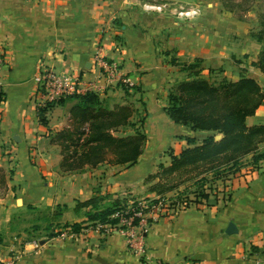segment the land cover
Masks as SVG:
<instances>
[{
	"label": "crops",
	"instance_id": "0c3cea01",
	"mask_svg": "<svg viewBox=\"0 0 264 264\" xmlns=\"http://www.w3.org/2000/svg\"><path fill=\"white\" fill-rule=\"evenodd\" d=\"M175 1L199 3L202 13L182 21L169 13L146 12L140 0H0V48L5 53L0 167L12 170L0 197V264L13 253H20L16 264H142L118 233L90 221L91 207L79 203L96 194L107 201L157 198L161 193L153 185L160 181L154 178L160 166H169L172 155L190 146L189 137L200 143L213 134L169 116L170 87L194 77L215 83L251 77L264 91V71L255 64L262 44L252 32L262 0ZM97 48L117 61L135 86L129 98L121 85L106 89L98 94L102 105L135 108L133 125L122 132L139 129L146 141L132 164L106 160L66 170L59 134L71 127L79 100L69 97L50 106L42 119L33 77L49 66L94 79ZM246 123L264 124V101ZM263 151L264 142L258 153ZM207 176V196L190 197L185 207L168 211L150 226L145 235L149 264H264V157L254 164L250 154L235 173ZM193 180L197 182L184 181L164 195ZM27 214L34 215L31 221L48 220L39 226L50 233L26 239L30 229L22 218ZM230 222L238 229L234 234L226 232ZM74 223L82 224L79 231L72 229Z\"/></svg>",
	"mask_w": 264,
	"mask_h": 264
},
{
	"label": "trees",
	"instance_id": "16d2710c",
	"mask_svg": "<svg viewBox=\"0 0 264 264\" xmlns=\"http://www.w3.org/2000/svg\"><path fill=\"white\" fill-rule=\"evenodd\" d=\"M255 37L260 43L264 42L263 31ZM255 64L264 71L263 48ZM122 87L128 90V87ZM71 98L79 100L72 109L71 127L59 134L63 143L62 164L66 170L82 169L86 164L96 166L106 160L114 164H132L138 159L146 141L145 132L139 129L133 134L122 132L124 127L133 125V107L115 105L108 109L102 105L97 93L73 95ZM263 101L264 91L251 77L219 83L194 77L180 82L169 96V116L194 130H210L213 134L207 135L200 143L189 137L190 146L179 155H172L169 166H160V171L154 176L160 181L153 185V189L164 195L190 179L208 181V173H212V179L227 176L239 170L243 158L250 154L254 164L257 163L264 157V151L258 153L260 144L264 142V124L248 126L246 119L255 114ZM52 105L38 109L42 119L44 111ZM215 133L222 134L221 138H216ZM11 174V169L7 172L0 167V197L8 189ZM205 195V191L199 193V197ZM106 198L96 194L79 204L91 207L88 212L90 221L117 224L119 219L114 214L125 209L128 200L118 197L107 201ZM136 204L137 201L133 203ZM81 227V223L72 224L74 231Z\"/></svg>",
	"mask_w": 264,
	"mask_h": 264
},
{
	"label": "built area",
	"instance_id": "2783aa9c",
	"mask_svg": "<svg viewBox=\"0 0 264 264\" xmlns=\"http://www.w3.org/2000/svg\"><path fill=\"white\" fill-rule=\"evenodd\" d=\"M140 5L146 12L169 13L182 21H192L202 13L199 3L175 0H140ZM92 58L99 66L98 74L94 79H88L74 72L57 71L49 66L40 67L33 77L35 83L34 99L37 109L49 104H57L60 100L73 95L101 94L114 85L133 87V82L123 74L119 63L105 58L101 48L96 49ZM4 64L5 53L0 48V69ZM0 95H2L1 82ZM189 200L182 199L177 195H160L155 199L137 200L136 205H133L135 201H130L125 209L114 214L119 219L117 224H99V227L105 231L113 230L118 233L124 239L128 251L136 256L142 264H149L145 235L150 226L168 211L185 207ZM33 243L39 247L38 240ZM19 259L20 253H13L1 264H16Z\"/></svg>",
	"mask_w": 264,
	"mask_h": 264
},
{
	"label": "rangeland",
	"instance_id": "374dc122",
	"mask_svg": "<svg viewBox=\"0 0 264 264\" xmlns=\"http://www.w3.org/2000/svg\"><path fill=\"white\" fill-rule=\"evenodd\" d=\"M247 4L244 3L243 5H241L239 7V11H242V8H245ZM261 6H262V11L258 14V23L255 27H253L254 29L252 30L253 34L256 36H258V34H260L261 31H263V39H264V0L261 1ZM262 44V47L264 49V42L261 43ZM133 87H131L132 89ZM175 86L174 87H170V89L168 90V97L170 96V93L174 90ZM130 88H128V90H122L124 92V96L125 97H128V96H133L135 93H133L132 91H134V88L132 91ZM129 98V97H128ZM126 98V99H128ZM133 104V102H131ZM131 104V105H132ZM125 105V104H124ZM134 106V104H133ZM135 107V106H134ZM135 109V108H134ZM206 180L203 182H199V180L197 182H195L194 180L193 181H189L188 183L185 184V186H183L181 189H178L176 191V193L174 195H177L178 197L182 198V199H190V197H196L199 198V193H202V191H204V189H206ZM172 194V195H173ZM20 202V201H19ZM24 218H22L23 222H22V225L24 227H27L29 228L30 230H26L25 232H27L26 234V239H29V238H34V237H40L42 235H45V233H50V232H46V231H49L48 230H45L43 229L41 226L39 225H46L48 223V220L46 219H41V222L38 223L37 221L33 220V217L34 215H23ZM38 225V226H37ZM26 228V229H27ZM55 230V229H54ZM53 230V231H54Z\"/></svg>",
	"mask_w": 264,
	"mask_h": 264
},
{
	"label": "water",
	"instance_id": "95a60500",
	"mask_svg": "<svg viewBox=\"0 0 264 264\" xmlns=\"http://www.w3.org/2000/svg\"><path fill=\"white\" fill-rule=\"evenodd\" d=\"M238 231L237 227H236V224L234 222H230L227 229H226V232L228 234H234Z\"/></svg>",
	"mask_w": 264,
	"mask_h": 264
}]
</instances>
